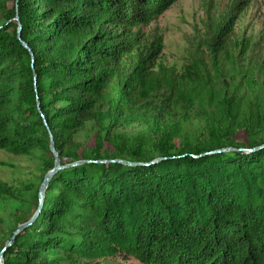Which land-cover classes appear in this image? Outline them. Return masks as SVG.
Listing matches in <instances>:
<instances>
[{
  "label": "trees",
  "instance_id": "1",
  "mask_svg": "<svg viewBox=\"0 0 264 264\" xmlns=\"http://www.w3.org/2000/svg\"><path fill=\"white\" fill-rule=\"evenodd\" d=\"M176 1L0 0V150L38 164L24 192L0 182V198L37 209L54 165L49 132L61 165L84 161L54 173L38 216L0 264H87L118 254L140 264H264V88L251 77L247 89L215 96L208 73L194 67L190 85L167 89L157 107H138L135 99L162 84L147 54L119 81L116 98L105 99L118 64L140 45L139 27ZM248 3L232 0L227 16ZM196 105L205 123L185 133ZM223 148L233 149L213 152ZM157 157L165 159L100 162ZM32 215L4 221L0 250Z\"/></svg>",
  "mask_w": 264,
  "mask_h": 264
},
{
  "label": "rangeland",
  "instance_id": "2",
  "mask_svg": "<svg viewBox=\"0 0 264 264\" xmlns=\"http://www.w3.org/2000/svg\"><path fill=\"white\" fill-rule=\"evenodd\" d=\"M232 0H177L164 13L147 25L139 27L140 45L123 57L118 64V75L111 81L106 100L117 96V85L131 70L139 55L154 61L153 75L162 82L161 88L151 98L139 102L138 107L154 108L167 93V89L178 90L182 84L190 85L194 67L208 73V82L215 96L219 89L228 93L239 86L247 89L252 85L264 88V0H249L239 14L228 17ZM0 7V20H2ZM13 22V19L9 23ZM221 33L220 48L215 55L211 46L216 34ZM211 61H218L217 66ZM247 70V74L242 75ZM207 102L205 103V105ZM169 115L178 119L177 110L170 106ZM184 121L183 131L191 132L205 123V110L194 106ZM133 128L128 132L133 134ZM38 164L28 156H16L0 150V182L24 192L25 186L37 179ZM34 213L31 201L20 202L0 198V242L3 225L14 215ZM87 264H140L133 258L118 254Z\"/></svg>",
  "mask_w": 264,
  "mask_h": 264
},
{
  "label": "water",
  "instance_id": "3",
  "mask_svg": "<svg viewBox=\"0 0 264 264\" xmlns=\"http://www.w3.org/2000/svg\"><path fill=\"white\" fill-rule=\"evenodd\" d=\"M16 19H17V25H18L17 35H19L20 23H19L18 18H16ZM22 45L26 49L29 50V47L24 42H22ZM30 54L32 56L31 51H30ZM34 78H35V76H34ZM45 126H46L47 130L49 131V128H48V126H47L46 123H45ZM49 140H50L49 149H50V152L53 154V157H54V165H53V168L52 169H50L48 172L45 173V175L43 177V180H42L41 184L39 185V188H38V206H37V209L34 211L33 215L30 217V219L27 222L22 223V224H19L16 227V229L13 232V235L7 240L5 246L0 250V263H1V259H2V256H3L4 251L6 250V248H8L13 243L15 235L19 231L23 230L24 228H26L27 226H29L30 224H32V222L38 216V214L40 212V209H41L42 200L44 198V194H45V191H46V188H47V184H48L49 180L51 179V177L54 175V173H56L58 170H60L62 168L69 167V166H75V165H78V164H81V163L84 162L83 160H80V161L72 162V163L67 164V165H61L60 164V160H59V156L55 152V149H54V146H53V138H52V135H51L50 132H49ZM232 149L233 148H223L221 150H217V151H213V152L228 151V150H232ZM163 159H165V157H157V158H154V159H152L151 161H149L147 163L126 161V160H123V159L101 160L100 162H116V163H122V164H126V165L135 166V165H142V164L143 165L155 164V163H157V162H159V161H161Z\"/></svg>",
  "mask_w": 264,
  "mask_h": 264
}]
</instances>
